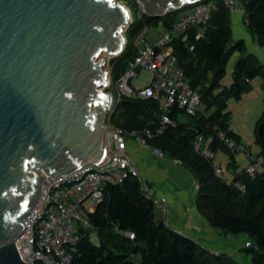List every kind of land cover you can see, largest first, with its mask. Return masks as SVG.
Instances as JSON below:
<instances>
[{
	"label": "water",
	"instance_id": "water-1",
	"mask_svg": "<svg viewBox=\"0 0 264 264\" xmlns=\"http://www.w3.org/2000/svg\"><path fill=\"white\" fill-rule=\"evenodd\" d=\"M201 1L138 0L153 18ZM130 22L114 0H0V264H26L15 241L40 201L43 175L107 160L101 121L113 96L98 59L124 52Z\"/></svg>",
	"mask_w": 264,
	"mask_h": 264
},
{
	"label": "trees",
	"instance_id": "trees-1",
	"mask_svg": "<svg viewBox=\"0 0 264 264\" xmlns=\"http://www.w3.org/2000/svg\"><path fill=\"white\" fill-rule=\"evenodd\" d=\"M239 3L245 7L249 19L247 29L264 49V0H239ZM218 6V10L212 14L205 39L196 41L191 37L188 43L181 40L173 42L180 65L191 85L202 88L201 97L208 117L202 114L189 116L176 106L171 113L176 127L162 135H155L147 142L182 162L199 183L196 197L198 209L214 228L225 234L248 236L252 245L244 248V253L251 255L252 264H264V114L255 131V143L260 149L257 160L261 163V170L255 177L242 175L237 179L246 185L244 196L233 184L227 183L224 176L215 172L213 161L194 149L198 135L206 140L212 139L211 150L216 155L221 152L230 155L232 162L229 166H235L236 154L229 151L219 137L223 132L241 143L240 136L230 129L228 101L231 98L241 100L242 95L249 92L251 80L264 77V63L254 54H248L238 62L232 86L220 89L229 57L234 52H245L246 47L244 41L233 40L231 15L222 3ZM178 15V12H172L153 18L143 14L127 31V39L130 37L134 41L149 24L170 29ZM193 45L195 50L190 51ZM135 56L136 49L133 43L128 42L124 52L114 59L113 83L123 76ZM159 115L158 104L153 100L125 98L117 106L111 124L129 131L150 128L155 134ZM88 219L98 230L99 245L94 244L90 235L85 233L76 248L73 264H136L132 261L133 254H141L140 264H238L231 257L203 249L195 241L158 221L154 200L147 197L136 178H128L117 185L109 184L103 201L93 214H88ZM127 232L134 233L135 239L128 238L125 235Z\"/></svg>",
	"mask_w": 264,
	"mask_h": 264
},
{
	"label": "built area",
	"instance_id": "built-area-1",
	"mask_svg": "<svg viewBox=\"0 0 264 264\" xmlns=\"http://www.w3.org/2000/svg\"><path fill=\"white\" fill-rule=\"evenodd\" d=\"M220 3L230 14L242 16L244 24L248 26L249 19L245 7L239 0H203L177 11V21L170 29L162 26L160 37L157 39L147 41L149 28L136 36L133 44L136 49L134 60L117 82H110V88H113L116 94L110 93L113 103L109 111V122L108 114L101 121L109 130V156L102 165L86 166L70 176L43 175L40 201L27 215L24 221L26 228L15 241L18 254L24 263L34 264V260H41L45 264H73L76 248L84 237L81 233L91 227L87 213L103 201L106 187L109 184H120L128 178L139 177L137 167L129 154V139H135L142 147L148 148V139L176 127L177 123L171 117L176 106L189 116L202 114L208 117L207 107L201 97L202 88L191 85L180 65L173 42L181 40L182 43H188L191 37L196 41L205 39L212 14L218 10ZM138 7L142 17L146 13L141 2H138ZM129 11L131 22L125 32L134 22L132 12L130 9ZM125 37L127 39V36ZM127 44L128 39L125 49ZM194 50L193 45L190 51ZM142 72L151 76L150 82L143 88L134 87V81ZM125 98L153 100L158 104L160 120L155 134L150 128L129 131L111 124L117 106ZM219 137L229 151L234 154L244 153L249 160L248 165L231 179L215 164V172L224 176L225 181L233 184L244 196L246 185L237 180L238 177H255L261 164L241 143H237L223 132ZM211 141L212 139L206 140L202 135H198L194 149L215 163L216 154L211 150ZM155 153L160 157L164 156L160 149L156 148ZM147 197L153 199L154 192L147 193ZM161 201L166 202L165 199ZM125 235L131 240L135 239L134 233L127 232ZM251 245V241H247L245 248Z\"/></svg>",
	"mask_w": 264,
	"mask_h": 264
},
{
	"label": "crops",
	"instance_id": "crops-1",
	"mask_svg": "<svg viewBox=\"0 0 264 264\" xmlns=\"http://www.w3.org/2000/svg\"><path fill=\"white\" fill-rule=\"evenodd\" d=\"M230 15V21L232 19L235 31L239 37H243V27L247 28L244 24V18L240 15ZM232 31L234 30L232 29ZM238 41L244 40L242 38ZM255 43L258 45L257 41ZM253 50L254 55L256 56L255 53H257L262 59L261 62L264 63V49L259 45L258 47L253 45ZM155 149L150 145L148 148L142 147L135 139L128 141L129 154L139 172V177L136 179L142 184L146 195L151 191L154 192L153 200L157 220L165 223L174 232L195 241L203 249L213 254L226 255L239 264H247L249 258L244 254V248L249 237L225 234L223 231L214 228L209 219L197 207L196 197L199 191V183L193 174L181 161L166 154L160 157L155 153ZM245 159L246 163L243 168L248 164L246 157ZM216 165L224 169L221 162H216ZM231 166H229L231 172L228 175L234 177L240 170L238 169V158L235 157V166ZM161 199H165L166 202L163 203ZM96 207L89 213L93 214ZM89 213H87V217ZM85 233L90 235L94 244L99 245L97 229L91 225L81 234L84 236ZM94 238L97 240L96 243ZM132 261L140 264L142 262L141 254H133Z\"/></svg>",
	"mask_w": 264,
	"mask_h": 264
},
{
	"label": "rangeland",
	"instance_id": "rangeland-1",
	"mask_svg": "<svg viewBox=\"0 0 264 264\" xmlns=\"http://www.w3.org/2000/svg\"><path fill=\"white\" fill-rule=\"evenodd\" d=\"M114 1L118 4L125 5L131 10L134 22H137L142 18L138 10L139 7L138 9H136V4L138 3V0H114ZM231 25H232V29L234 30L233 40L237 42L238 40H242L243 38L246 50L243 53L234 52L233 55L229 57L226 66V75L221 82L220 89H224L226 87L229 88L232 86L234 71L236 69L238 62L241 59H243L244 56H247L250 53L254 54L253 45L258 47V45L255 43L256 42L255 36L245 26L243 27V31H244L243 37L242 36L239 37L237 31H235L234 28L235 26L232 19H231ZM146 28H149V34L146 37L148 42H151L152 38L157 39L158 37H160L162 26L157 27L154 26L153 24L152 25L149 24L145 26V28L140 33H142ZM126 33L127 31L124 33L125 36ZM128 42L131 45L132 43L134 44L133 39L130 37L128 39ZM255 54L260 60H262L257 53ZM114 59L115 58H111L107 55H101L98 59V62L101 63L103 62V69L109 73L110 82L112 83L114 82L112 78L113 69H114ZM150 79H151L150 75L144 74L142 72L140 74V77L136 79V81H134L133 83L134 87L143 88L146 84L150 82ZM110 87L111 86L106 88L105 92L116 94L114 89ZM248 87L250 88L249 92L244 93L242 95L241 100H236L235 98H231L228 101V112L231 113L230 129L236 132L242 138V144L245 146V148H247L252 155L258 157L260 149L255 143L256 140L255 131L259 120L262 118V115L264 114V77L260 76L252 79ZM107 117H108L107 121L109 122L110 113H108ZM235 157L238 158V162H239L238 169H240L238 172H240L244 169L243 167L245 166L246 163L245 157L247 158V156L244 153H238L236 154ZM218 161L221 162V164L224 167L223 170L225 172V176L229 179L233 178V176L228 175L231 172L229 170V164L232 161L231 156L221 152L217 155L215 164ZM94 241L95 243L97 242L96 238H94ZM249 241L251 240L249 239ZM245 255L249 258L247 264H252L251 255L249 254H245Z\"/></svg>",
	"mask_w": 264,
	"mask_h": 264
},
{
	"label": "bare ground",
	"instance_id": "bare-ground-1",
	"mask_svg": "<svg viewBox=\"0 0 264 264\" xmlns=\"http://www.w3.org/2000/svg\"><path fill=\"white\" fill-rule=\"evenodd\" d=\"M124 32H125V30H124ZM101 55H105V54H101ZM101 55H100V56H101ZM108 79H109V75H108Z\"/></svg>",
	"mask_w": 264,
	"mask_h": 264
}]
</instances>
